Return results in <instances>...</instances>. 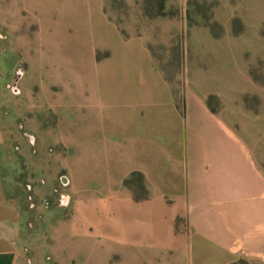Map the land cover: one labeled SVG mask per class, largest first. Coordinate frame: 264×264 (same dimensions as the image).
<instances>
[{
    "label": "crops",
    "instance_id": "obj_1",
    "mask_svg": "<svg viewBox=\"0 0 264 264\" xmlns=\"http://www.w3.org/2000/svg\"><path fill=\"white\" fill-rule=\"evenodd\" d=\"M104 2L102 21L115 41L99 48L108 66L99 79L113 90L101 93L96 116L88 109L78 141L64 144L71 152L62 160L68 208L41 245L47 264H264L261 142L248 138L226 107L214 110L208 102L215 96L227 105L224 88L242 81L239 97L262 104L264 83L253 71L261 67L264 77V21L248 44L246 28L215 37L208 26H187L186 10L142 16V29L126 23L125 36ZM183 29L194 53L182 75L169 77L153 41ZM260 108L240 112L257 118ZM3 141L0 128V264H27L28 241L31 257L40 259V239L24 234L20 211L6 195ZM133 173L142 175L145 197L124 185Z\"/></svg>",
    "mask_w": 264,
    "mask_h": 264
},
{
    "label": "rangeland",
    "instance_id": "obj_2",
    "mask_svg": "<svg viewBox=\"0 0 264 264\" xmlns=\"http://www.w3.org/2000/svg\"><path fill=\"white\" fill-rule=\"evenodd\" d=\"M103 10L125 36L129 34L126 23L142 29V16L171 17L186 10L187 26H208L215 37L246 28L248 44L264 21V0H106ZM261 29L264 34V23ZM185 31L153 41L152 50L169 77L182 75L184 61L192 59L194 41L186 39ZM105 41H115V36L102 21L100 0H0L2 177L8 199L20 211L24 234L37 236L40 241L35 244L42 251L40 259L31 257L35 249L29 248L28 241L27 264L50 261L47 247L41 245H46L52 225L64 218L63 209L68 208L62 160L71 152L64 144L78 141L88 109L96 116L101 93L113 90L99 79L108 68L99 49ZM260 68L253 72L264 83ZM175 84L180 90L184 82ZM229 86H224L230 91L228 104L222 106L210 96L211 108L226 107L230 119L236 118L233 122L243 127L248 138L258 139L264 152V89L261 104L256 96L239 97L242 81ZM260 105L257 118L240 112L243 107L257 112Z\"/></svg>",
    "mask_w": 264,
    "mask_h": 264
},
{
    "label": "trees",
    "instance_id": "obj_3",
    "mask_svg": "<svg viewBox=\"0 0 264 264\" xmlns=\"http://www.w3.org/2000/svg\"><path fill=\"white\" fill-rule=\"evenodd\" d=\"M164 14H158L157 16H163ZM124 185L134 188L135 190H140L141 193H137L136 198H142L146 196L143 177L140 173H133L128 179L124 180Z\"/></svg>",
    "mask_w": 264,
    "mask_h": 264
},
{
    "label": "built area",
    "instance_id": "obj_4",
    "mask_svg": "<svg viewBox=\"0 0 264 264\" xmlns=\"http://www.w3.org/2000/svg\"><path fill=\"white\" fill-rule=\"evenodd\" d=\"M65 200H66V201H65V203H66V202H67V197H65Z\"/></svg>",
    "mask_w": 264,
    "mask_h": 264
},
{
    "label": "water",
    "instance_id": "obj_5",
    "mask_svg": "<svg viewBox=\"0 0 264 264\" xmlns=\"http://www.w3.org/2000/svg\"><path fill=\"white\" fill-rule=\"evenodd\" d=\"M19 75L21 74L20 72L18 73ZM18 79H16V81H17Z\"/></svg>",
    "mask_w": 264,
    "mask_h": 264
}]
</instances>
